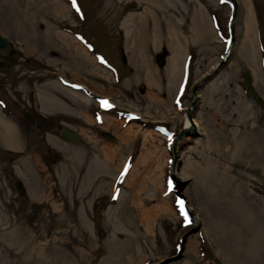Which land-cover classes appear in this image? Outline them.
<instances>
[{
	"label": "rangeland",
	"instance_id": "rangeland-1",
	"mask_svg": "<svg viewBox=\"0 0 264 264\" xmlns=\"http://www.w3.org/2000/svg\"><path fill=\"white\" fill-rule=\"evenodd\" d=\"M132 1L133 8L124 4ZM156 2L167 5L163 13L187 52L182 67L183 53L177 58L172 83L165 43L159 53L148 43L138 54L134 50L135 30L145 19L133 22L129 36L119 29L126 14L140 12V0H75V6L72 0H0L4 60L18 63L0 71V112L16 124L21 141L29 142L18 152L0 146L6 206L0 214L19 217L20 228L37 225L38 233L23 252L10 254L0 244L10 263L264 264V108L243 85L249 74L264 103V0H234V8L227 0ZM197 11L210 31L196 37L192 20ZM163 28L158 25L156 31L161 40ZM226 54L216 69L219 87L199 89L193 111L197 135L182 136L173 150L192 100L191 86ZM47 81L86 84L93 93L75 87L90 103L71 102L74 113L58 112L55 106L42 111L39 93L64 98ZM182 82L186 87L179 94ZM105 100L111 107L101 106ZM129 112L141 114L142 130L127 123ZM42 116L52 123L46 133L36 129ZM58 120L59 127L76 133V143L55 138ZM98 126L109 129L114 141L95 135ZM173 153L178 160L174 171ZM23 159L24 181L14 170ZM36 190L46 193L47 201L33 199ZM177 200L184 203L187 223ZM193 216L199 220L195 232ZM30 246L36 252L26 262ZM38 247L44 249L43 262Z\"/></svg>",
	"mask_w": 264,
	"mask_h": 264
},
{
	"label": "bare ground",
	"instance_id": "bare-ground-1",
	"mask_svg": "<svg viewBox=\"0 0 264 264\" xmlns=\"http://www.w3.org/2000/svg\"><path fill=\"white\" fill-rule=\"evenodd\" d=\"M140 2H141L140 12H136V11L132 12L131 11V13L126 14V17L121 22V29L124 30V35L129 36L128 32L130 33V27L132 26L133 22L143 21V19H145L143 23H140V26H139L140 29L135 30L136 34L134 36H135L136 40L135 39L134 40L136 41V44H135L134 50L138 54L142 49H144V46L148 43L150 46V49H152L154 47L157 49V52L159 53L160 49L163 48L162 47L164 45L163 43H165L166 48H167V50H165V51L170 52V57L168 58L167 65H166L165 69H166V73H167V75L170 78L171 83H172V82H174L175 77H176V73H177V66H178L177 58L179 57L180 53H183L181 58H180V61H181L180 65L182 67V62H183L184 53L186 52L185 51L186 49H184V47H183V50H181L183 45L181 46V43L178 42L179 39L177 37V34L174 31V28L173 29L171 28V26L169 24V19L163 13V12H165V6H167V5H165L163 3H161V4L157 3L156 0H140ZM158 11H160V13L162 14L161 15L162 17L156 18V15H158ZM192 21H193V31H194L196 37L200 36V35L204 36L206 34H209L210 30H209V27L205 21L204 14H201L200 11H197L196 14H194V16H193ZM158 25H160V27H161V25L164 26V28H163V30H164L163 40H161L159 38V33L156 32V31H158L157 30ZM86 52H88V51H86ZM248 58H249V61L252 65V67L255 68V59H254V54L252 51H251V55H249ZM216 69L217 68H215V67L210 69L209 75H212V77L208 82H206L205 84H203V86H201L202 92H210L211 89L215 87L217 80L220 77L219 76L220 74H219V72H216ZM180 77H181V68H180V73L178 76L176 89H177V86L179 84ZM59 78H63L65 80V78L61 75H59ZM198 80H200V79H198ZM68 82L63 83L62 81H59V83H58V82H54V81H50V82L47 81V84H49L50 87L54 86V88H57L58 91L64 96V98L59 97V96H55V95L47 96V95H43L42 93H41L42 95H40V93H39L38 95H39L40 106L42 107V109H41L42 111H44V109H47L48 106H55L56 109H58V112L60 111L62 113H65V112L66 113L67 112L74 113V110L71 107V104H72L71 102L76 100V101H80L81 103L86 104V105L90 103L89 99H87L88 97L86 95H83L82 93H80L79 90L75 87L77 84H79L82 86V88H84V90H86L89 94H91L94 91L89 86L81 83L80 81H68ZM134 82H136V81H134ZM222 85H224V83ZM217 87H219V86H217ZM195 93L197 94V98H199V95L201 94L200 90H198ZM96 97L98 98L99 96L96 95L95 98ZM129 113H128V116L126 117V119L128 120L127 123L128 124H134V126H137L139 128V130H142L143 125H141V123L135 121L138 114H136L135 112H131L130 114ZM130 117H131V119H129ZM143 121H144V119H143ZM62 124H64V123H62ZM64 126H65V124H64ZM183 126L184 127H193L195 130H197V123H196L195 119L193 118V116H192L191 123H189L187 118L184 116L183 117ZM128 135H126V136H128ZM20 141H21V139H20L16 124L13 123L11 120L7 119L6 117H4L0 112V146L2 148L6 149L7 151L18 152V151H21V148H22L20 145ZM51 145H52V147H55L56 142L52 143ZM17 157H20V155H17ZM18 164L19 165L14 168L15 175L24 181L25 180V174L22 172V170L19 168V166H22L25 169L27 167V161L24 159L19 160ZM176 175H178V174H176ZM42 185L44 186V183H42ZM1 195H2V188H0V208L6 207L4 205V203L2 202ZM6 198L9 199V196H6ZM32 198L35 200L36 199L37 200L43 199V200L47 201L46 193L40 192L39 190H36L35 194L32 195ZM52 209L56 210V207L52 206ZM189 212H191V210H189ZM193 221L195 224L199 225L198 217L193 216ZM36 226L37 225H34L32 227H28L27 229L26 228H20L19 217H16L14 219L12 217L6 216L5 213H1L0 214V244L3 245L4 248L8 252L10 251L9 252L10 254H12V250H15V249L18 252H20V251L23 252L24 250L21 248H24V246L26 245V242L29 241L28 239H30L31 237L37 238L36 236L38 233L35 230ZM46 237H47L46 235L40 236V238L43 240ZM51 242H52V240H51ZM35 249H36L35 246L34 247L30 246L28 248V250L25 254L26 255V257H25L26 262H29V259L30 260L32 259V257L34 256V254L36 252ZM37 249H38L37 253H39V255L44 250L43 247H38ZM3 254H4L3 250L2 251L0 250V264H13V263H10L9 261L5 260V257L3 256ZM40 256L41 257L39 258V261L43 262L45 257L43 254ZM14 257H16V256H14ZM17 258H18V256H17ZM22 263H24V261Z\"/></svg>",
	"mask_w": 264,
	"mask_h": 264
},
{
	"label": "water",
	"instance_id": "water-1",
	"mask_svg": "<svg viewBox=\"0 0 264 264\" xmlns=\"http://www.w3.org/2000/svg\"><path fill=\"white\" fill-rule=\"evenodd\" d=\"M227 1H230L232 3L233 8H234V5H235L234 0H227ZM134 6H135V3L132 2V4L129 7L133 8ZM233 18H234V12L232 14V19ZM6 45H7V41L5 40V38L0 36V49L5 47ZM227 54H228V52H227ZM227 54L219 62V64H217L215 66V68L219 67L225 61V59L227 57ZM155 62H156L157 65H161L162 60L157 56L156 59H155ZM209 78H211V77H210V75L207 74L206 76L202 77L200 80L195 82L190 88V93L192 95V100H191L189 106L186 107L185 110H184V115L187 118V120L189 121V123H191L192 116H193V111L195 110L196 104L198 102L197 94L195 92H197L201 88V85L203 83H205ZM243 85L245 87V90H246L248 96L254 102L258 103L259 106L263 109L264 108V103H263L262 99L260 98V96L258 95L257 91L253 88V85L251 83V76L249 74H246L244 76ZM58 134H59V137L61 139L65 140V141H68V142H71V143H76L78 141V138H77V135L75 134V132H73V131L65 128V127H59ZM186 135H189L190 137H194V136L197 135V132H196V130L193 127H184L183 126L179 130L176 138L174 139L173 148H172L173 150H174V146H175L177 140L180 139L182 136H186ZM49 156H50V160L51 161H56L58 159L57 156L53 152H50ZM177 162H178V160L176 158V154L173 153V168L174 169H175V166L177 165ZM174 169H173V171H174ZM174 179H175V181H177L175 177H174ZM14 186L17 189V191H18V193L20 195L24 194V190H23L21 184L18 181H16L14 183ZM196 230H197V224H194V227H193L191 232H195ZM174 258H176V256L175 257H171L168 260H172Z\"/></svg>",
	"mask_w": 264,
	"mask_h": 264
},
{
	"label": "flooded vegetation",
	"instance_id": "flooded-vegetation-1",
	"mask_svg": "<svg viewBox=\"0 0 264 264\" xmlns=\"http://www.w3.org/2000/svg\"><path fill=\"white\" fill-rule=\"evenodd\" d=\"M133 2V1H132ZM132 2H125L124 4L128 7V8H131V7H129L131 4H132ZM133 3H135V2H133ZM123 15V14H122ZM124 16V15H123ZM119 29H120V31H121V28L119 27ZM120 31L118 30V33H120ZM121 34V33H120ZM7 46V45H6ZM6 46L4 47V48H6ZM4 48H2V49H0V71H3V72H6L5 70H6V68H8V66L9 65H17L18 63H16V62H14V61H5L4 59H5V56H4V52H3V49ZM13 53H14V51L13 50H11V49H9V51H8V56H11V55H13ZM121 62H124L123 61V59L121 60ZM116 67V66H115ZM118 70V69H117ZM47 73V72H46ZM46 73H42V74H46ZM123 77H121V73L119 72V70H118V77H117V81H118V83H119V85H123L122 84V82H123ZM0 80H2L1 78H0ZM37 81H39V79H37ZM121 87V86H120ZM123 87V86H122ZM135 91L137 92V89H135ZM118 108V107H117ZM136 114H138V116H137V118L135 119V121L136 122H139V123H141V125L143 124V118H142V116H141V114L139 113V112H135ZM48 118H47V116H42V118L39 120V123L37 124V126H36V129H38V130H40L41 132L43 131V133H46L45 131L46 130H49L48 128H49V126H51V121L49 122V120H47ZM59 119V118H58ZM23 122V123H22ZM21 123H22V125L24 126V127H26L24 124H27V120L25 119V120H23V121H21ZM49 124V125H48ZM55 134H56V136H55V138H59V134H58V129H59V120H58V122H57V124H55ZM94 133H95V135H97V136H99L100 138H107V140H110V141H114V137L112 136V132L109 130V129H103L102 128V126H98L97 127V129L96 130H94ZM24 134H25V130H24ZM25 142V143H24ZM24 142H22V141H20V145L21 146H26V145H28L29 144V142H27V141H24ZM31 142H33V141H31Z\"/></svg>",
	"mask_w": 264,
	"mask_h": 264
},
{
	"label": "snow or ice",
	"instance_id": "snow-or-ice-1",
	"mask_svg": "<svg viewBox=\"0 0 264 264\" xmlns=\"http://www.w3.org/2000/svg\"><path fill=\"white\" fill-rule=\"evenodd\" d=\"M72 2H73V5L75 6V0H72ZM101 106L104 107V108L111 107V105L106 100L105 101H101ZM123 175H124V173L121 174V177H123ZM169 191H171V183H169ZM177 206L179 208L181 216L184 218L185 222L187 223L188 216H187V213L185 212L183 201L182 200H177Z\"/></svg>",
	"mask_w": 264,
	"mask_h": 264
},
{
	"label": "trees",
	"instance_id": "trees-1",
	"mask_svg": "<svg viewBox=\"0 0 264 264\" xmlns=\"http://www.w3.org/2000/svg\"><path fill=\"white\" fill-rule=\"evenodd\" d=\"M185 80H186V78H185ZM182 87H186L185 83L183 84V86H182Z\"/></svg>",
	"mask_w": 264,
	"mask_h": 264
}]
</instances>
